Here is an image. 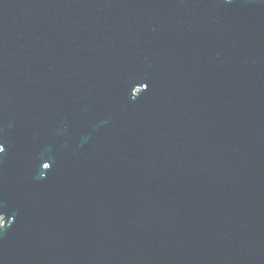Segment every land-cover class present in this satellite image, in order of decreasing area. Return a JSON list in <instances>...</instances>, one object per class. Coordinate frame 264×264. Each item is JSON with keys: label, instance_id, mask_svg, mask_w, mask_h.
Here are the masks:
<instances>
[{"label": "water", "instance_id": "water-1", "mask_svg": "<svg viewBox=\"0 0 264 264\" xmlns=\"http://www.w3.org/2000/svg\"><path fill=\"white\" fill-rule=\"evenodd\" d=\"M0 148V264H264V0H0Z\"/></svg>", "mask_w": 264, "mask_h": 264}, {"label": "snow or ice", "instance_id": "snow-or-ice-1", "mask_svg": "<svg viewBox=\"0 0 264 264\" xmlns=\"http://www.w3.org/2000/svg\"><path fill=\"white\" fill-rule=\"evenodd\" d=\"M147 87V86H146ZM0 151H3V149L2 148H0Z\"/></svg>", "mask_w": 264, "mask_h": 264}]
</instances>
